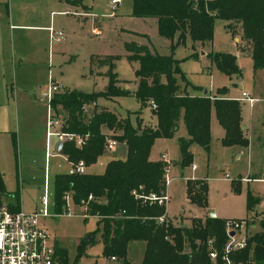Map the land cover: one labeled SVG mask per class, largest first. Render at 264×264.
Segmentation results:
<instances>
[{
  "label": "rangeland",
  "instance_id": "rangeland-1",
  "mask_svg": "<svg viewBox=\"0 0 264 264\" xmlns=\"http://www.w3.org/2000/svg\"><path fill=\"white\" fill-rule=\"evenodd\" d=\"M109 1L0 0V174L6 192L18 191L20 209L26 213L40 208L45 187L49 217L41 223L55 245L65 253L64 264L115 263L102 256L95 219L81 218L82 207L69 203L65 214L53 216V178L57 174L69 173L70 167L62 155L53 151V138L49 140V157H45L44 153L47 103L42 95L48 75L60 83L62 92L68 89L83 93L101 92L107 83L103 76L106 68L91 69L90 59L117 56L113 72L118 80L124 82V87L132 91L136 85V64L126 61L123 43L134 42L146 45L151 53L171 55L178 61L176 83L188 95L199 96L207 91V95L212 97L217 89L224 88L225 97L232 98L243 91L249 97L259 99L253 104L248 119L264 117V70L252 69L250 57L241 51V43L235 42V36L224 28V22L214 19L212 39L200 50L193 52L187 38L177 46L173 39L171 49L170 41L158 36L155 20L131 17L132 0H120L113 11ZM9 12L14 18L24 15L25 19L8 22ZM65 12L84 16L72 17ZM16 25L30 28H17ZM48 29L61 32V38L50 41ZM217 53L235 57L239 68L236 78L226 76L216 68L211 57ZM234 79L238 81L236 86L233 85ZM95 101L98 106H105L120 117L129 114L132 123L136 117L143 123L151 121L149 108L141 107L132 96L112 100L99 97ZM91 107H87L86 116ZM95 108L98 109L97 106ZM58 113L60 116L63 114ZM213 117L212 120H215ZM214 124L212 122L207 151L196 144L188 147L192 154L191 164L195 166L194 175L206 179L205 209L189 203L185 196L186 180L182 177H189L191 164L186 167L179 165L177 139L187 137L181 118L171 138L156 139L150 148L149 159L156 161L159 155L165 154L168 160L163 162L169 180L166 186L163 184L167 196L164 208L166 222L189 226L191 219L203 220L206 216L202 212L211 210L222 221L254 224V228L246 229L247 236L264 232V223L259 225V204L251 211L245 207L247 195L264 198V182L251 180L252 174L248 181L245 180L248 177L246 151L234 159L235 152L216 142ZM249 139L255 144L254 138L249 136ZM123 154L122 146L115 153L105 148L102 155L85 167L84 173L102 174L112 155L121 158ZM250 156L254 166L263 163L257 149H252ZM238 178L244 180L239 181ZM232 183H235V192ZM91 237L93 242L87 244V239ZM139 244L135 249L137 255ZM56 264H63L57 256Z\"/></svg>",
  "mask_w": 264,
  "mask_h": 264
},
{
  "label": "trees",
  "instance_id": "trees-1",
  "mask_svg": "<svg viewBox=\"0 0 264 264\" xmlns=\"http://www.w3.org/2000/svg\"><path fill=\"white\" fill-rule=\"evenodd\" d=\"M131 17L155 20L158 36L170 43L174 39L175 46L183 44L187 38L193 52L195 47L211 41L213 21L219 19L226 30L238 36L249 54L252 69L264 70V0H132ZM123 48L126 61L136 64L134 90L124 88V82L113 72L118 57L107 55L90 59L91 69L106 68L103 76L107 83L101 92L68 90L55 94L50 100L51 108L60 117L62 131L87 136L80 148L71 142L61 145L59 153L67 163L81 161L85 167L92 164L104 153L108 139L125 146V157L110 159L102 174L55 175L54 215L65 212L63 196L68 195L73 205L85 202L89 196L87 208L91 215H96V231L104 258L129 264L126 260L128 246L142 243L139 264H212L207 257L206 240H211L212 248L219 255L227 239L225 221L205 217L191 219L189 226L158 224L156 218L164 208L155 203H140L130 193L140 189L144 195L159 194L164 190L165 164L150 160L149 151L156 139L173 136L180 118L187 136L177 139L181 167L191 164L190 144L207 151L211 112L223 130L222 147H247L248 140L240 127V105L234 99L225 98L224 88L217 89L212 97L188 95L176 83L178 61L171 55L151 53L146 45L134 42H124ZM170 48H173L172 43ZM211 59L226 76L239 74L233 55L217 53ZM122 96H132L142 107H149L153 102L155 109L150 111L155 118L154 127L142 126L137 117L131 123L129 114L120 118L103 108H92L88 116L82 111L83 106L93 104L96 98ZM58 112L63 113L62 116ZM234 185L232 183L235 192ZM185 187L189 203L205 209V180H187ZM260 201L247 195L246 210L251 211ZM1 203H5L10 212L18 210V192H6L0 174ZM259 215L261 226L264 205ZM92 242V237L86 241L87 244ZM54 252L64 264L65 253L57 246ZM230 259L233 264H264V232L248 236L244 248L233 252ZM216 264H219L218 258Z\"/></svg>",
  "mask_w": 264,
  "mask_h": 264
},
{
  "label": "built area",
  "instance_id": "built-area-1",
  "mask_svg": "<svg viewBox=\"0 0 264 264\" xmlns=\"http://www.w3.org/2000/svg\"><path fill=\"white\" fill-rule=\"evenodd\" d=\"M120 0H110L108 5L113 11L114 7ZM61 32H53L48 29V39L50 41H58L61 38ZM62 92V86L60 83L53 80L51 76H47V84L45 92L42 98L47 103L46 120H45V157H49L50 139L53 138L55 144H63L65 142H71L74 147L80 148L87 136H80L73 133H67L60 129L61 122L60 117L56 114L50 106L51 98ZM242 100L246 101L249 106L254 99L248 98L245 93L241 94ZM86 105L82 107V111L87 112ZM150 109H155L153 102L149 104ZM105 148L107 150L112 149V143L107 140ZM161 161L167 163L164 156H161ZM70 167L69 173L83 174L85 166L80 161L76 164L68 163ZM193 168V166H192ZM167 170V169H166ZM165 178L164 184L167 185L168 181ZM226 177V176H225ZM44 194L40 198V208L26 213L20 209L15 212H10L5 203L0 204V264H56V255L53 247V239L47 234L45 229L40 225V220L49 217L47 213V199ZM131 196L138 200L140 203H155L157 206L165 208L167 202V196L165 189L159 194L149 193L142 194L140 189L131 191ZM88 196L86 201H81L78 205L82 207L80 217L86 219L92 217L96 219V215H91L87 208V202L90 201ZM66 210H68V204L71 203L68 195L62 197ZM66 212H64L65 214ZM57 216V215H53ZM165 211L156 218L158 224L166 223ZM246 221H225L224 232L227 237L226 242L218 255L216 250L211 246V240H206L207 257L212 264H216L217 258L219 264H233L230 255L233 252L239 251L244 248L246 242V229L248 228ZM232 233L230 236L229 234ZM219 256V257H218ZM110 260H115L110 258Z\"/></svg>",
  "mask_w": 264,
  "mask_h": 264
},
{
  "label": "crops",
  "instance_id": "crops-1",
  "mask_svg": "<svg viewBox=\"0 0 264 264\" xmlns=\"http://www.w3.org/2000/svg\"><path fill=\"white\" fill-rule=\"evenodd\" d=\"M9 1V0H8ZM120 2V1H119ZM69 3H71V4H76L75 2H69ZM118 4V3H117ZM116 4V5H117ZM65 13H67V14H70L72 17H79V18H81V17H83L84 15H82V14H79V15H77L76 13H70V12H65ZM11 15H12V13L11 12H9L8 13V22H11L12 20H15V21H18V20H22V19H25V16L24 15H22L20 18H14V16L12 15V18H11ZM86 18V17H85ZM11 27V26H10ZM16 27L17 28H30V27H27V26H22V25H16ZM10 34V33H9ZM235 42L236 43H238V42H240V40H239V38H238V36L237 35H235ZM1 40V39H0ZM241 43V42H240ZM2 47V46H1ZM202 48V46H199V47H195V49H198V50H200ZM240 49H241V51H243L246 55H248L249 56V54H248V52H247V50H245L243 47H242V43H241V47H240ZM194 52H195V50H194ZM194 54V53H193ZM201 55H203V53H201ZM235 64H236V66L238 67V65H237V62H236V60H235ZM239 69V68H238ZM92 75V74H91ZM233 77H237L238 76V74H235V75H232ZM53 78V77H52ZM237 79H234V83H233V85L234 86H236V84H237ZM125 88V87H124ZM65 89H67V88H65ZM127 89V88H126ZM69 90V89H68ZM129 90V89H128ZM184 92H185V89H182ZM130 91V90H129ZM242 93H245V92H243V91H241L240 93H237L235 96H233L232 98H230V97H225V98H228V99H234V100H236L238 103H239V105H240V127H241V129H242V131H243V133H244V135H245V137L247 138V140H248V146L247 147H245V148H242V147H237V146H233V147H223V148H226V149H228V150H232V153H234V159H236V158H238L241 154H242V151H246V161H247V167H246V170H247V175H248V177L247 178H245V180L246 181H248L249 180V177H250V174H252V177H250L251 178V180H255V181H261V182H264V180L262 179V172H263V169H264V117H259V119L257 118L256 120H252V119H248V117H250V115H249V113H250V110L254 107V103H257V101L259 100V99H256V98H251V97H249L246 93V96L248 97V98H251V99H254L256 102H253L252 104H251V106H249L248 104H247V102L246 101H244V100H242V98H241V94ZM188 94V93H187ZM208 93H207V91H205L204 92V94L203 95H199V96H205V95H207ZM190 96H195V95H190ZM208 96V95H207ZM210 97V96H209ZM113 98H110V99H106V100H112ZM254 104V105H253ZM247 105V106H246ZM91 108L90 109H92V108H95L96 106L98 107V109L99 108H103V109H105V110H107V111H110L109 109H107L105 106H98L97 104H96V101L93 103V104H91ZM142 107V106H141ZM147 108H149L148 106H147ZM110 112H112V111H110ZM149 112H150V114H151V121L150 122H148V123H143V122H141L140 121V123H141V125L142 126H149V127H154V125H155V118H154V116H153V114L151 113V111H150V108H149ZM113 113L114 114H116L117 115V117H120L117 113H115L114 111H113ZM212 112L210 113V117H209V133H210V130H211V128H212V122L214 123L215 122V127H216V131H217V136H216V142H218V144H220V139H221V137L223 136V130L220 128V126L217 124V122H216V120H212ZM214 116V115H213ZM120 118H123V117H120ZM214 118V117H213ZM246 118H247V120H246ZM247 122V123H246ZM253 122H255L254 124H253ZM132 123V122H131ZM177 128H178V126H177ZM177 130V129H176ZM249 136H250V138L252 139V138H254L255 139V144H252V142H250V139H249ZM181 138V137H180ZM108 141H110L111 143H112V149L111 150H107V151H114V153L116 152V150H118V147L119 146H122L123 148H124V154L121 156V158H118V157H116V156H114V155H112V159H122V158H124L125 157V146H124V144L123 143H117V142H115V141H113V140H111V139H108ZM43 144H44V148H45V132H44V136H43ZM54 144H55V141H54V143H53V145H52V147H53V151H55V152H57L58 154H60L59 153V149L60 148H58L57 149V145L58 144H56L55 146H54ZM61 147V146H60ZM117 147V148H116ZM200 148V147H199ZM201 149V148H200ZM252 149H257L258 151H259V154H261V156H262V159H263V163H260V165L257 167V166H254V164L251 162V154H252ZM202 150V149H201ZM204 151V150H203ZM150 152V151H149ZM44 153H45V151H44ZM191 154V153H190ZM61 155V154H60ZM161 156H164L165 157V159L167 160V157H166V155L165 154H161V155H159V161H161ZM191 156H192V154H191ZM149 157V156H148ZM64 158V157H63ZM150 160H152V159H150ZM152 161H155V160H152ZM157 161V160H156ZM168 161V160H167ZM169 164V163H168ZM69 165V164H68ZM192 166H193V168H192ZM168 167V166H167ZM194 172H195V166L193 165V164H191L190 165V175H189V177H182L183 179H185L186 181L187 180H205L206 181V179L205 178H201V177H196L195 175H194ZM2 177V176H1ZM239 179V178H238ZM244 179H239V181H243ZM3 181V180H2ZM3 185H4V183H3ZM5 189V188H4ZM14 192V191H13ZM18 192V191H17ZM8 193H12V192H8ZM257 198H259V197H257ZM260 202H259V207L261 208L263 205H264V198H260ZM74 206H76V205H74ZM20 209V204H19V197H18V210ZM21 210V209H20ZM206 212H207V210H205V212H202V214L204 213L205 214V216L207 217V214H206ZM166 214V213H165ZM214 214V213H213ZM166 216H167V214H166ZM198 217H200V216H198ZM214 217L216 218V215L214 214ZM45 219V218H44ZM44 219H41L40 220V225L43 227V225H42V223H41V221L42 220H44ZM95 222H96V220H95ZM44 228V227H43ZM248 228L250 229V228H254V224H249L248 225ZM247 233V232H246ZM246 236H247V234H246ZM248 237V236H247ZM90 238H88L87 240H89ZM55 241L53 240V247L54 246H56L55 245V243H54ZM136 245H137V243H132L131 245H129L128 246V249H127V254H126V260L128 261V263L129 264H139V262H140V259H141V254H142V250H143V244L142 243H140L139 245V247L137 248L138 249V255L137 254H135V249H136ZM104 259H106L107 261H109V262H111V263H115V264H120L118 261H116V260H110V258L109 259H107V258H104Z\"/></svg>",
  "mask_w": 264,
  "mask_h": 264
},
{
  "label": "water",
  "instance_id": "water-1",
  "mask_svg": "<svg viewBox=\"0 0 264 264\" xmlns=\"http://www.w3.org/2000/svg\"><path fill=\"white\" fill-rule=\"evenodd\" d=\"M60 146H61V144H58V145H57V149L60 148ZM206 214H207V218H210V219H211V218H215V217H214V214H213V212H212L211 210H207ZM229 235L231 236L232 233H230ZM87 241H88V240H87Z\"/></svg>",
  "mask_w": 264,
  "mask_h": 264
}]
</instances>
